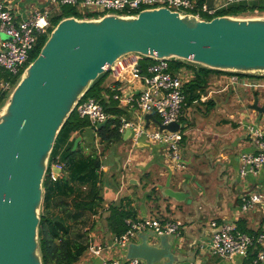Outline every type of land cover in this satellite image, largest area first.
<instances>
[{"label": "water", "instance_id": "95a60500", "mask_svg": "<svg viewBox=\"0 0 264 264\" xmlns=\"http://www.w3.org/2000/svg\"><path fill=\"white\" fill-rule=\"evenodd\" d=\"M213 2L207 1L210 8ZM131 53L227 73L264 74V16L223 15L208 21L159 8L138 17L61 20L0 109V264H43L38 233L43 183L57 137L93 83ZM252 110L259 122L264 106L258 98ZM144 119L145 128L152 121L160 131L180 130V124L163 125L152 114ZM81 141L75 140L73 152ZM51 170L55 176L62 173L55 165ZM140 238L130 244L129 259L192 264L169 236L148 232Z\"/></svg>", "mask_w": 264, "mask_h": 264}, {"label": "crops", "instance_id": "0c3cea01", "mask_svg": "<svg viewBox=\"0 0 264 264\" xmlns=\"http://www.w3.org/2000/svg\"><path fill=\"white\" fill-rule=\"evenodd\" d=\"M4 1L17 21L25 20L36 9H44L50 5V0ZM213 1L215 7L224 6L223 0ZM253 14L254 12L248 16H255ZM3 39L5 35L0 31V41ZM186 64L199 68L192 63ZM189 67L178 68L182 69L181 74L185 76L187 83L195 78V72ZM107 74L104 86L110 91L115 88L114 94L128 87V83L117 81L111 71ZM231 79L232 75L226 73H210L208 88L200 101L184 108L181 120L184 130L181 150L186 161L185 170H176L166 150L158 145L151 147L147 141H142L141 147L135 146L140 150L147 149L145 157L137 162L129 154L124 157L126 153H122L120 146L114 148L117 143L102 156L106 171L103 179L105 206L108 208L111 202L126 197L131 207L138 210V218L151 217L178 223L180 231L170 239L192 264H252L257 255V249H253L246 258L235 256L227 260L200 251V244L211 240L213 221L234 224L237 228L247 229L252 233H264V210L243 211L240 200V195L249 191L264 192V169L246 178L239 174L240 156L242 153L254 151L248 127L264 129L258 124L259 114L252 110L255 98L260 102L261 96L257 93H264V79L241 78V84L234 83ZM139 90L140 88L134 93L136 98L140 94ZM254 93L257 95L255 98L252 97ZM103 96L106 101L110 100L105 93ZM115 102L118 108L127 112L120 117L121 120L136 121L143 115L135 104L131 108ZM211 107L215 116L224 118L217 125L205 124L207 120L204 121L205 117L201 115L206 114V110ZM263 118L264 114L261 120ZM195 120L200 122L195 125ZM152 124L155 123L151 121L148 128ZM97 131L91 125L84 135L74 134L73 138L82 137L79 145L82 142L90 143L101 153L103 145L97 137ZM121 142H131L129 134L124 133ZM133 180L136 182H131ZM174 193L183 196L177 200L173 197ZM98 219L99 223L91 233V244L102 245L104 250L99 255L88 250L79 264L125 261L128 252L112 246L114 234L109 230L106 219ZM140 240L141 238L136 242Z\"/></svg>", "mask_w": 264, "mask_h": 264}, {"label": "built area", "instance_id": "2783aa9c", "mask_svg": "<svg viewBox=\"0 0 264 264\" xmlns=\"http://www.w3.org/2000/svg\"><path fill=\"white\" fill-rule=\"evenodd\" d=\"M255 1L258 0H223L224 6L210 8L206 3L200 6L199 0H50L49 7L36 9L27 19L17 21L16 16L7 8L5 1L0 0V31L5 35V39L0 41V68L8 73L6 77H0V101L6 102L8 94L15 87L18 75L30 64L40 38L53 29L52 19L63 7H74L82 17L76 18L82 20L101 19L110 14L138 17L143 10L159 8H167L181 15L193 14L202 19L200 14L213 17L219 11L232 6ZM96 14L99 15L94 16ZM173 62L181 61L147 58L139 53H131L110 66L109 71L117 81L128 83V87L120 93H115L113 99L124 107L132 108L135 104L143 114L136 121L122 119L120 133L124 134L127 130H131V141L135 146L142 141H147L164 148L169 154L173 167L181 171L186 169V161L181 150L184 138L181 120L186 104L187 82L185 76L181 74L182 69L175 71L172 68ZM231 80L241 84V77L237 74H233ZM138 88H140V94L136 98L134 93ZM75 110L80 118L90 121L94 130L98 124L107 122L111 118L102 103L94 97L83 98ZM145 114H152L163 125L178 123L180 130L150 132L149 128H145ZM248 133L253 140L254 151L242 153L240 156L239 174L242 178L255 175L259 170L264 169V129L251 126L248 127ZM55 166L62 169L61 165ZM103 170L105 171L104 168ZM57 177L58 175L55 176L52 173L53 180ZM240 200L243 211L264 210L263 191H249L240 195ZM126 224L128 230L121 236H115L112 246L127 252L131 243L136 242L148 232L156 237H171L178 235L180 231V225L176 222L150 217L128 219ZM211 227L214 230L211 240L200 244V251L203 253L231 260L235 256L246 258L253 249H257V255L252 264L264 262V233L254 238L239 231L234 224H221L216 221L211 223ZM89 250L99 255L104 250V246L91 244ZM102 264L146 263L137 258H125V261L112 260Z\"/></svg>", "mask_w": 264, "mask_h": 264}, {"label": "trees", "instance_id": "16d2710c", "mask_svg": "<svg viewBox=\"0 0 264 264\" xmlns=\"http://www.w3.org/2000/svg\"><path fill=\"white\" fill-rule=\"evenodd\" d=\"M204 3L206 0L199 1L200 6ZM253 12L255 16H257L256 14L264 15V0L235 5L219 11L208 21L217 16H248ZM69 17L82 18L74 7L66 6L61 8L60 13L52 19V22L53 24L56 21L59 23ZM43 46V44L40 46L37 55L32 60L37 58ZM174 63H178L175 71L181 66L187 65L182 61ZM189 68L195 72V78L185 85V107L200 101L201 96L208 88L207 81L210 73L236 74L211 70L202 66L196 68L190 65ZM237 75L241 78L264 79L259 75ZM107 76V73L100 76L85 95V97H94L99 100L106 112L111 115L107 125L97 131L103 151L98 153V150L93 148L92 153L84 154L85 149L81 145L76 151H72L76 139V137L73 138L74 134L84 135L87 128L91 126L90 121L80 118L75 110L61 129L51 153L49 168L43 183L44 199L38 232L43 264H79L90 248L91 233L99 223L98 217L106 219L109 230L114 236H121L128 230L126 224L128 219H138V210L131 207L126 197L111 202L108 208L104 204L105 185L103 184L102 156L113 144L122 141L123 134L119 131L120 117L127 113L118 108L117 102L113 100L114 91H110L104 86ZM103 93L109 96V101H106ZM5 103L0 101V109ZM56 164L62 166V173L56 180H53L51 167ZM237 229L254 238L259 236L258 233H252L247 229L242 230L239 227Z\"/></svg>", "mask_w": 264, "mask_h": 264}, {"label": "rangeland", "instance_id": "374dc122", "mask_svg": "<svg viewBox=\"0 0 264 264\" xmlns=\"http://www.w3.org/2000/svg\"><path fill=\"white\" fill-rule=\"evenodd\" d=\"M99 14H96V15H94V16H98ZM80 16V15H79ZM257 16H264V15H257ZM84 17V16H83ZM200 17L202 18V19H204V20H208L210 17H212V16H210V15H208V14H200ZM242 17H247V15H245V16H242ZM57 24H58V22L56 21V22H54V24H53V29L57 26ZM52 29V30H53ZM52 32V31H51ZM51 32H49L48 34H45V35H43L42 37H41V39H40V41H39V44L37 45V47H36V49H35V51H34V53L32 54V57H31V61H30V63H32V61H34V59L32 60V58H34L37 54V52L39 51V49H40V46L43 44H45L46 43V41L48 40V38H49V36H50V33ZM147 62H149V61H147ZM177 64L178 63H172L171 64V66H172V68L173 69H175L176 67H178L177 66ZM30 65V64H29ZM28 65V66H29ZM182 67V69L183 68H185V67H188L187 65H184V66H181ZM25 70V69H24ZM23 70V71H24ZM23 71H22V73H20L19 75H18V77H17V79H16V83H15V87L17 86V84H18V82L20 81V79H21V76H22V74H23ZM7 72L5 71V70H3V69H1L0 68V77H5V76H7ZM255 75H259L260 77L262 76V77H264V74H255ZM256 79V78H255ZM15 87L13 88V90L15 89ZM13 90L8 94V98H9V96L11 95V93L13 92ZM258 94V96L260 97L261 96V98H260V102H259V105L260 106H264V93L263 94H261L260 95V93H257ZM254 96V98L257 96L256 95V93H254L253 95H252V97ZM251 97V96H250ZM8 99H6V101H7ZM250 100V99H249ZM206 111H208L206 114L205 113H201V115H202V117H205V119H203L204 121L205 120H207L206 122H205V124H209V125H217V124H219L220 122H221V120H223L224 118L223 117H221V116H215V114L213 113V107H211L210 109H207ZM255 112V111H254ZM219 113H222L221 111L219 112ZM208 115H209V117H208ZM200 122V121H199ZM198 122V120H195V121H193V123L196 125L197 123H199ZM217 123V124H216ZM204 124V125H205ZM261 127H263L264 128V118H263V120H260L259 121V123H258ZM157 130H159L158 129V127L155 125V124H152L150 127H149V131L150 132H156ZM117 144H115V146H114V148H116L117 146H120L121 147V151H122V153H126L125 154V156L124 157H126L128 154H129V156L130 157H133V159H134V161H138V160H141V159H143L144 157H145V155H146V151H147V149H141L140 150V148H138V147H135V145H134V143L131 141V142H126V143H123V142H116ZM149 146H151V147H153L154 146V144L153 143H151V142H149V143H147ZM81 147H83L86 151L84 152V154H90L89 152H93V145L92 144H90V143H87V142H82L81 143ZM114 148H113V151H114ZM115 152H116V150H115ZM217 168V167H216ZM151 218V217H150Z\"/></svg>", "mask_w": 264, "mask_h": 264}]
</instances>
